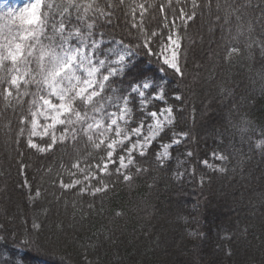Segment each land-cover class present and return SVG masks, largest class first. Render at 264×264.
Returning <instances> with one entry per match:
<instances>
[{
    "label": "trees",
    "instance_id": "16d2710c",
    "mask_svg": "<svg viewBox=\"0 0 264 264\" xmlns=\"http://www.w3.org/2000/svg\"><path fill=\"white\" fill-rule=\"evenodd\" d=\"M148 2L151 14L168 15L169 21L173 9L196 12L183 41L188 47L184 81L171 85L185 98L177 130L187 131L188 139L171 150L163 168L154 156L139 158L147 171L133 169L130 182L112 176L106 178V192L80 196L59 187L60 165L71 162L72 145L40 154L24 137L17 144L16 115L0 109V264H264V151L256 148L264 139V0H218L219 10L217 0L210 8L198 0L197 9L191 0H172L171 8L167 0ZM158 4L165 5L164 13ZM229 13L232 23L222 40L216 16ZM121 15L116 10L104 30L119 25L114 34L126 35L123 21L116 19ZM236 15L243 25L239 36ZM175 23L184 30L181 18ZM229 43L244 49L230 66L224 62ZM138 59L141 70H154L146 57ZM242 118L250 122L247 132L240 130ZM214 151L228 154L227 171L202 163L219 164ZM62 178L70 179L66 173ZM25 179L33 194L41 192L35 202L22 187ZM34 218L42 225L39 232L32 229Z\"/></svg>",
    "mask_w": 264,
    "mask_h": 264
},
{
    "label": "snow or ice",
    "instance_id": "6c2138e0",
    "mask_svg": "<svg viewBox=\"0 0 264 264\" xmlns=\"http://www.w3.org/2000/svg\"><path fill=\"white\" fill-rule=\"evenodd\" d=\"M167 2L171 8L172 0ZM212 2L205 0L204 6L210 8ZM152 7L148 0H26L13 9L0 0V109H11L16 115L17 144L24 137L27 147L40 154L58 144L72 145L71 162L67 167L62 163L58 174L64 192L75 189L77 195L95 197L110 187L106 178L130 182L133 169L135 174L147 171L139 158L150 155L163 168L172 158L171 150L189 137L187 131L177 130V114L185 98L171 85L184 81L188 47L183 41L187 21L196 12L173 9L169 21L168 15L151 14ZM191 7L200 8L201 3L191 0ZM216 7L219 10L218 0ZM156 9L164 13L165 5L158 4ZM116 10L122 14L116 19L123 21L122 32H126L119 37L114 34L119 25L104 30L112 25ZM233 13L216 16L222 40ZM177 17L183 20V31L177 28ZM235 19L239 36L243 34L241 16ZM243 54V48L229 43L224 62L230 66ZM141 56L154 70H141ZM249 124L242 118L241 132H247ZM10 125L5 126L10 129ZM256 148L264 151V139L256 141ZM212 158L220 163H202L215 172L227 171L226 152L214 151ZM63 173L70 177L68 182ZM22 187L29 188L33 202L41 196L39 189L32 193L27 179ZM43 214L47 215V209ZM41 227L34 218L32 229L39 232Z\"/></svg>",
    "mask_w": 264,
    "mask_h": 264
},
{
    "label": "rangeland",
    "instance_id": "374dc122",
    "mask_svg": "<svg viewBox=\"0 0 264 264\" xmlns=\"http://www.w3.org/2000/svg\"><path fill=\"white\" fill-rule=\"evenodd\" d=\"M26 0H2L3 5H9L13 9L17 7H22ZM39 142V138H35ZM47 139V138H46Z\"/></svg>",
    "mask_w": 264,
    "mask_h": 264
}]
</instances>
